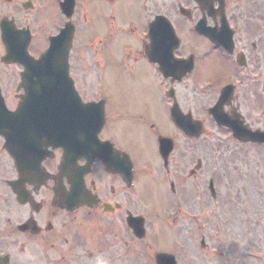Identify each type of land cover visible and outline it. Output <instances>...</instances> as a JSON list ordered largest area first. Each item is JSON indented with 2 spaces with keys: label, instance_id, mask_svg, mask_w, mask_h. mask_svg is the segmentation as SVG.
<instances>
[{
  "label": "flooded vegetation",
  "instance_id": "flooded-vegetation-1",
  "mask_svg": "<svg viewBox=\"0 0 264 264\" xmlns=\"http://www.w3.org/2000/svg\"><path fill=\"white\" fill-rule=\"evenodd\" d=\"M2 33L33 59L50 38H69L68 75L83 104L99 103L103 124L95 139L71 128L67 146L54 148L29 136L21 151L26 143L0 137V264H154L157 254L177 264H264L234 242L228 254L200 253L203 223L230 226L231 213L197 157L203 137L229 136L214 110L264 130V0H0ZM91 50L101 62L93 91L80 83L87 65L77 70ZM5 55L0 42V92L12 112L22 67Z\"/></svg>",
  "mask_w": 264,
  "mask_h": 264
},
{
  "label": "rangeland",
  "instance_id": "rangeland-1",
  "mask_svg": "<svg viewBox=\"0 0 264 264\" xmlns=\"http://www.w3.org/2000/svg\"><path fill=\"white\" fill-rule=\"evenodd\" d=\"M99 54L91 50L86 62L82 60V63L77 66L78 70L87 65L88 71L85 73L87 75L84 78L85 74L80 73L82 77L80 83L83 86L88 83L92 91L94 90L93 85L101 81L98 70L101 66ZM5 71L3 76L6 74ZM112 73L109 72L105 76L111 77ZM260 82H264V71ZM2 84L5 86L1 87L6 89L12 86V82H2ZM250 124L252 127H259L255 121H250ZM209 138L211 137L201 139L199 144L201 151L197 157L205 177L213 175L216 180L219 207L222 208V212H228L231 215L227 220L230 226L219 225L214 228L206 227L205 222L203 223L201 233L208 241H206L208 246L201 253L228 254L231 253V246L234 242L237 253L244 251L245 254L261 257L264 255V146L256 148L248 145L250 143H237L223 132L213 135L212 140H208ZM199 204L201 205L200 201ZM215 231L218 232V236H215ZM170 233L172 234V231ZM185 234L186 238H189V231L186 233V230L181 229L178 236L184 240ZM216 238L217 240L213 242ZM155 246L157 249L163 248L158 243H155ZM186 250L189 254L192 248L186 245Z\"/></svg>",
  "mask_w": 264,
  "mask_h": 264
},
{
  "label": "water",
  "instance_id": "water-1",
  "mask_svg": "<svg viewBox=\"0 0 264 264\" xmlns=\"http://www.w3.org/2000/svg\"><path fill=\"white\" fill-rule=\"evenodd\" d=\"M52 47V46H50ZM62 54V53H61ZM58 54L56 52H52V49L50 48L47 53L43 55V57L38 61L39 63L36 64H27L25 67V72L22 75V86L26 88L27 91H30L29 93L31 94V90H35V95L40 96L42 99L39 101L40 104L42 105H48L47 109L44 112L43 115V125L46 124L44 121L48 122L51 117H54L53 115V110H52V103L54 102V95L56 93H59L61 95L60 90L64 87V82H65V77L66 75V53L63 57V55ZM62 56L63 60L60 62V66H55V62L59 60V57ZM87 117V122L85 125L89 126L91 129L88 130L87 135L90 134L91 139L97 132V129L94 130L95 128H99L101 125V118H98V121L95 120L94 116L91 115L90 117L85 115V118ZM214 117L218 122H220V118L218 117V114L214 113ZM44 120V121H43ZM19 121V114L13 116V117H8L1 113L0 111V135L3 137H6L8 135L7 132L3 131L4 128L6 127H16L19 126L20 124L17 123ZM15 123H17L15 125ZM46 127V126H43ZM15 129L14 131H11L9 134L12 136L15 134ZM29 136V135H28ZM237 137L239 138L240 141L246 142V141H251V142H258V143H264V133L260 132H241L237 133ZM50 142H48L49 144ZM67 151V150H66ZM161 261L159 262V264ZM173 264V263H171Z\"/></svg>",
  "mask_w": 264,
  "mask_h": 264
}]
</instances>
